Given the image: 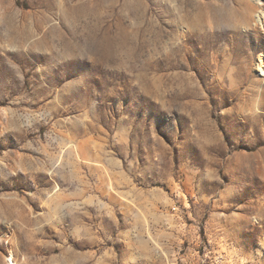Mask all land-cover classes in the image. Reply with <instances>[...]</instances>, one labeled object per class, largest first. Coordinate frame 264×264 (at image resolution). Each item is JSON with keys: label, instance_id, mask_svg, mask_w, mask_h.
<instances>
[{"label": "rangeland", "instance_id": "rangeland-1", "mask_svg": "<svg viewBox=\"0 0 264 264\" xmlns=\"http://www.w3.org/2000/svg\"><path fill=\"white\" fill-rule=\"evenodd\" d=\"M0 264H264V0H0Z\"/></svg>", "mask_w": 264, "mask_h": 264}]
</instances>
